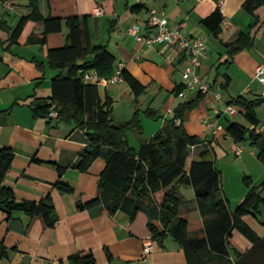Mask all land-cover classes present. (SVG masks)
Masks as SVG:
<instances>
[{
	"label": "crops",
	"instance_id": "0c3cea01",
	"mask_svg": "<svg viewBox=\"0 0 264 264\" xmlns=\"http://www.w3.org/2000/svg\"><path fill=\"white\" fill-rule=\"evenodd\" d=\"M4 1L0 0V20L6 21L8 28L0 27V43L8 47L9 28H14L23 16L30 14L32 7L30 0H10L12 8H7ZM221 1L223 30L217 36L203 19ZM244 1L38 0L39 11L44 17L87 15L92 43L107 45L117 57L111 76L122 62L131 75L147 86L138 97L126 80L99 86L102 96L107 93L112 98L117 122L128 121L137 111L140 113L143 131L128 133L131 145L136 148L173 117L181 102L195 98L200 91L185 88V96L174 93L176 87L184 83L188 50L163 42L148 46L126 30L138 24L143 35L155 34L156 28L148 24L151 11H155L168 18L170 27L181 26L186 36L205 41V57L197 75L209 83L211 91L201 92L197 106L187 114L184 128L188 134L205 140L204 145L211 150L210 156L215 158L216 167L222 173L223 194L231 209L251 188L244 180L246 177L252 187L259 186L264 180V163L258 159L257 151L249 141L242 143V149L237 153L234 140L225 133L216 134L213 127L216 122L226 127L231 121L250 127L244 110L230 100L239 95L249 99L264 97V85L256 77L258 65L264 63V7L256 11L260 21L251 31L253 45L250 48L240 50L230 58L224 44L234 40L240 31H248L255 20L243 8ZM138 3L144 4L143 10L133 12L131 6ZM98 7L103 9L101 15L95 13ZM41 32L42 26L30 20L18 41L1 51L0 148L10 147L15 152L5 183L14 189L16 200L39 202L51 197L57 220L50 226L43 216L31 217L22 210L8 216L0 209V264H71L70 256L78 253H92L98 264H189L181 245L171 236L163 247L155 246L143 259L144 240L152 238L145 212H138L132 219L123 209L111 213L104 206L88 208L84 205L99 194L100 174L106 162L98 158L88 172L74 168L81 151L88 145L85 131L64 122L57 123V117L49 114H36L38 101L51 100L52 79L59 73L48 62V50L65 45L68 29L64 27L61 32L50 34L46 44L28 43L31 34ZM216 92L221 93V98ZM228 105H234L237 112L233 120L225 123L223 117L228 120L230 116L226 111ZM150 110L153 112H148ZM257 113L261 121L257 130L264 133V101L258 104ZM202 148H192L187 170ZM58 166L65 168L63 174ZM60 180L72 185L74 192H60L56 187ZM180 191L188 200L184 216L189 221V230L192 234H201L204 221L195 191L188 185L180 186ZM263 209L261 206L258 218L245 217L248 225L261 237H264ZM153 223L160 227L157 221ZM232 245L240 252L253 248L250 240L238 231L234 232ZM260 254L257 260L264 263V251ZM231 258L232 261L237 259L234 252Z\"/></svg>",
	"mask_w": 264,
	"mask_h": 264
},
{
	"label": "trees",
	"instance_id": "16d2710c",
	"mask_svg": "<svg viewBox=\"0 0 264 264\" xmlns=\"http://www.w3.org/2000/svg\"><path fill=\"white\" fill-rule=\"evenodd\" d=\"M30 6L31 13L23 16L14 28H9V45L18 41L30 20L39 23L42 32L31 34L28 43L46 44L50 34L61 32L64 27L68 29L65 45L48 50V62L59 73L52 79L51 100L38 101L35 112L48 115L55 106L59 114L57 123L64 122L74 129L85 131L88 145L81 151L74 168L88 172L98 158H103L106 162L100 174L99 194L84 205L88 208L104 206L111 213L123 209L132 219L138 212H145L155 246L163 247L166 239L171 236L181 245L189 264H262L257 257L264 251V237L248 225L245 217L253 215L258 218L261 213L264 180L259 186L252 187L246 177L244 180L251 187L249 192L234 209L230 208L223 194L222 173L216 167L215 158L210 156L211 150L204 145L205 140L188 134L184 128L187 114L197 106L201 92L195 98L181 102L175 108L173 117L148 141L138 148L132 146L129 131H143L140 113L137 111L128 121L117 122L110 95L106 93L102 96L96 83L83 78L82 72L90 69H96L100 75L110 77L117 63V57L107 45L92 43L88 16L44 17L39 11L38 0H30ZM262 6L264 7V0L244 1L243 8L255 20L248 31H240L234 40L224 43L230 58L253 45L251 31L260 21L256 11ZM143 8L142 3L131 6V10L136 13ZM223 20V13L218 6L203 19V23L218 36L223 30ZM0 27H7L6 21L0 20ZM8 47L5 43H0V60L2 49ZM121 74L137 97L146 90L147 86L126 68L122 69ZM185 88L184 83L179 84L174 93L180 95ZM260 101H264V97L249 99L245 95H239L230 100V103L244 110L250 127L231 121L225 129L226 134L235 142L242 144L249 141L250 146L257 151L258 159L264 163V133L257 130L261 122L257 113ZM197 146L203 148L187 170V159L192 148ZM14 158L12 148H0V209L8 216L16 210L25 211L31 217L40 215L48 225L53 226L57 217L51 197L39 202L17 201L14 189L5 183ZM58 170L63 174L65 168L58 166ZM182 185L191 186L195 191L204 221L201 234H192L189 230V221L184 216L188 200L180 191ZM56 187L63 193L74 192V187L62 180L56 183ZM153 221H157L160 227ZM235 231L248 238L253 248L244 252L236 250L232 245ZM232 251L237 257L235 261L231 258ZM70 262L98 264L92 253L71 255Z\"/></svg>",
	"mask_w": 264,
	"mask_h": 264
},
{
	"label": "built area",
	"instance_id": "2783aa9c",
	"mask_svg": "<svg viewBox=\"0 0 264 264\" xmlns=\"http://www.w3.org/2000/svg\"><path fill=\"white\" fill-rule=\"evenodd\" d=\"M178 2L184 1V0H177ZM200 1V0H196ZM222 1L219 3V7L221 9ZM4 5L7 8H12L13 3L10 0H5ZM96 15H101L103 13L102 7H98L95 10ZM148 24L151 27L156 28V33L152 35H143L140 33V26L138 24H134L130 26L126 32L130 35H133L136 37L137 41L143 42L148 46H151L154 42H163L168 46L177 47L181 50H188L189 51V57L187 58V65L185 67V70L183 72V79L184 84L186 86V89L191 90H198L202 93H207L211 91L210 85L207 81L202 80L197 75V69L200 67L203 63V57H205V41L202 38H194L191 39L190 37L186 36L182 30L181 26H175L170 27L168 18L165 15H158L155 11H151L150 16L148 18ZM124 68V64L121 62L118 65L117 72L111 76V77H104L99 74V72L96 69H90L83 71V78L85 81L88 82H94L98 86H109V85H115L124 80L121 71ZM256 77L259 79L262 84L264 85V63H261L258 65L256 69ZM185 90H183L180 93V96H185ZM216 96L218 98H221V93L216 92ZM226 111L230 115L236 114V108L234 105H228L226 107ZM58 111L53 106L50 109L49 116L50 117H58ZM178 123H180L179 120H177ZM214 132L217 133H225L226 129L224 125H222L219 122H216L213 124ZM227 135V134H226ZM235 150L237 153H239L242 149L241 144L235 142ZM144 248H143V259L147 257L148 254H150L155 247V242L153 238H148L144 240Z\"/></svg>",
	"mask_w": 264,
	"mask_h": 264
},
{
	"label": "rangeland",
	"instance_id": "374dc122",
	"mask_svg": "<svg viewBox=\"0 0 264 264\" xmlns=\"http://www.w3.org/2000/svg\"><path fill=\"white\" fill-rule=\"evenodd\" d=\"M235 116V115H234ZM234 116L233 115H230L229 116V118H228V120H225V117H223V119H222V121L223 122H225V123H228V121H231V120H233L234 119ZM153 123V122H152ZM154 124H155V122H154ZM158 126V125H157ZM147 129L150 131L151 130V127H147ZM133 135V134H132ZM134 140V139H133ZM235 159V158H234ZM234 202V201H233ZM261 206H264V203H262V205ZM262 216H263V218H264V209H263V213H262Z\"/></svg>",
	"mask_w": 264,
	"mask_h": 264
}]
</instances>
